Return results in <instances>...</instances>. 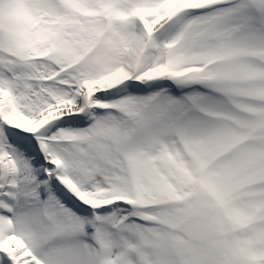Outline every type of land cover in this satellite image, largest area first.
Listing matches in <instances>:
<instances>
[{"label": "bare ground", "instance_id": "obj_1", "mask_svg": "<svg viewBox=\"0 0 264 264\" xmlns=\"http://www.w3.org/2000/svg\"><path fill=\"white\" fill-rule=\"evenodd\" d=\"M118 1L117 6L111 2L102 6L99 15L95 13L98 0H0V264H77L75 260L117 264L112 258L120 247L117 236L130 228L152 251L156 242L171 236L183 241L186 237L175 229L149 223L141 215L137 200H146L145 192L153 196L148 202L163 205L147 215L155 213L173 227L179 224L187 234V219L196 217L195 208L202 221L208 218L207 225L219 220L214 241L225 237L229 226L237 231L248 224L252 219L245 221L243 212L264 196V177L246 181L258 185L231 197L217 176L223 169V177L231 179L246 163L264 166V102L239 99L241 111H237L219 98L191 93L200 104V115L175 93V87L181 86L179 78L170 79L162 70L165 51L177 41L183 69L192 74L226 41L227 50L264 54V35L252 25L253 0H216L211 6L210 0ZM73 14L82 21L65 24ZM116 22L128 31L121 38L115 36ZM241 29L247 30L233 39ZM93 34L92 43L85 47ZM76 52H81L78 58L68 61ZM99 53L100 60L95 61ZM263 65L251 59L238 62L240 73L251 78L244 86L249 91L264 94ZM5 68L12 78L9 71L2 75ZM253 138L259 142L251 141L228 155L235 144ZM124 148L136 150L135 178L124 163L125 156H120ZM251 149H257V154L229 164ZM192 154L194 160L187 158ZM167 160L176 168H169ZM199 168L234 199L231 210L238 225L226 217L209 188L199 187ZM158 171L178 185L185 183L190 195L181 193L178 185L160 181ZM132 178L138 181L139 192L131 186ZM26 182L23 194L21 184ZM170 193L186 199L176 203ZM54 205L75 218L72 223L79 233L71 238L72 244L54 232L43 234L59 211ZM255 213L264 222V204ZM167 216L182 219L173 222ZM25 219L35 226L32 231L20 230L19 223ZM150 259L157 262L152 254Z\"/></svg>", "mask_w": 264, "mask_h": 264}, {"label": "rangeland", "instance_id": "obj_2", "mask_svg": "<svg viewBox=\"0 0 264 264\" xmlns=\"http://www.w3.org/2000/svg\"><path fill=\"white\" fill-rule=\"evenodd\" d=\"M103 1H105V0H98L99 11L98 12L96 11L95 12L96 14L101 15L100 11H101L102 6L104 7V6H106V4L108 5V4H110V2H111V4L113 3L116 6L121 4V2H119L118 0H116L115 2L108 0L105 3ZM139 5L145 6V3L141 2ZM24 12H26V11H23L22 13H24ZM92 14H94V13H92ZM61 15H65V14L62 13ZM72 16H74V17L72 18ZM72 16L70 19H68V21H65V24L71 23L69 21H72L75 23H79L82 21V19H77L75 14H73ZM127 22H129V21H127ZM39 23L40 22H38L37 24L39 25ZM115 32H116L115 36L117 38H121V34L123 35L124 32H128V31H127V29H125V26L122 23L116 22ZM94 37H95V34H93L91 36L90 40L87 42L85 47L88 48V46H90ZM66 38L67 37H65L62 40V43H65L67 41ZM111 42H112V40L110 41L109 45H111ZM45 47H46V45H44L43 49ZM80 54H81V52L74 53V55L71 58H69L68 61L75 60L76 58H78V56ZM96 54H97V52H96ZM100 56H101V54L99 53V55H96L94 57V60L99 61ZM84 64L86 65V62ZM84 64L82 66H84ZM32 67H31V69H32ZM5 69L2 70V72H1L2 75L3 74L5 75L7 73V71H9L8 68L6 70ZM81 70H82V68H81ZM8 75L11 78L14 76L12 74V72L10 73V71H9ZM30 83H32V81ZM39 88L40 87H38V90H39ZM175 116H177V115L175 114ZM170 124H172V122L168 124L169 127H170ZM167 129L168 128H166V130ZM165 132L167 133V131H165ZM170 143L172 144V142H170ZM171 144H169V145H171ZM262 146H264V143H263V145H261V147ZM160 149L161 148H159V150ZM256 150L255 149L249 150V152H247L245 155H241L240 157L235 158V160H233L229 164L235 165L236 163L240 164V163L245 162L246 159L250 158V156L248 154H250V153L253 155L257 154V153H255ZM173 151H174V154H178L177 156L181 155L180 152L177 151L176 149H174ZM182 157H184V155H182ZM187 158H191L192 160H194L193 154ZM161 159L163 160V158H161ZM161 159L158 160L160 165H161V161H162ZM261 159L264 160V156L261 157ZM205 160H207V159H205ZM205 160L198 163L197 166L194 165L193 170H195L196 167L201 166V164L203 162H205ZM172 162H173L172 160H167V162H165V163L169 166V168H171V167L176 168V166L172 165ZM246 164H247L246 166L239 168L236 171L235 175H233V177L231 179H227V178L223 177V173H220V170L222 172L223 169H220L218 171L219 174H217V176H218L219 180L225 186L224 187L225 191L230 193V195L234 193V189L238 185L243 184L249 180H256V179H261L264 177V166L259 167V165L252 166L250 163H246ZM176 165L179 166L178 164H176ZM181 167L182 166H179L180 171H181ZM29 169H30V173H31V178H33L35 176V173H33L34 171L31 168H29ZM158 176L160 178V181L161 180L166 181L165 182L166 184L168 183L169 185L170 184L178 185V181L176 182V181H171V179H167V176L165 174L163 175L161 172L158 173ZM184 179L186 181L188 180L190 182V180L186 176L184 177ZM27 181H29V180H27ZM179 184H180V182H179ZM180 185H178L179 191H181V193H183L185 195H190V192H187L185 190L186 184L181 183ZM26 186H27V182L21 184V188H22L21 193L24 194L27 191ZM105 188H106V186H105ZM106 189H107V192H109V188H106ZM110 191L113 192L112 190H110ZM188 200H190V198ZM261 203L264 204V196H261L260 200L255 205H252L251 209L243 212L242 215L244 216L245 221L253 218L255 211L257 212V210H259ZM35 205H37V204L35 203ZM36 207L37 206H35L34 208H36ZM53 207L58 208L59 211L57 212V215H55L56 218L54 217L55 221L54 220L50 221V223L48 224V227L46 226V228H44L45 230H44L43 234L45 235V233L47 234L48 232L50 234H51V232L52 233L53 232L54 233H61L62 236L68 237L65 240H67L69 244H72L70 241L71 238L75 237L74 234L79 233V230H77V228L74 226L75 223L74 222L72 223L73 219H75V218H72L66 210H64V209H62L56 205H54ZM186 207H184V208H186V209L191 208V206H188V205ZM184 208H183V210H184ZM193 211H195L197 213L196 217L193 218L191 221H190V219H187V222H189V228H190L188 230L189 231L188 232L189 238H184L183 241H179L181 239L175 238V236H173L170 239H167L168 241H166V242H164V241L159 242L158 241V242H156L157 245L153 251L151 249L147 248L148 243H146V241L144 239H137L138 238V236H136L137 234L131 228L126 233L118 235L117 240L119 242L118 244L120 247L115 249V251H113L112 258H113L114 262L117 264L118 263L119 264H177L178 257L182 256V257L186 258L190 264H248L249 260H251V259H256V260H255V262H251L249 264H264V222L263 221H261L260 223L255 225L253 227V230L248 232L247 235L245 234L244 236H242L240 238L236 235V233H234L235 230H233V228H231L229 226L228 229L226 230L225 237L221 238L218 241H214V237H218V235H217L218 232L215 229H218L220 221L216 219L211 224L207 225L206 220L208 218H204L205 220L202 221L201 220L202 217L200 216V213H199L200 210L195 208ZM250 212L253 213L252 217L250 216V214H251ZM42 216L45 217L44 214ZM182 216H183V214H182ZM167 217L173 222H178L179 220L182 219V218H177V219L170 218V216H167ZM40 221L42 222L41 224L43 226V223H44L43 220L40 219ZM19 224L21 226V229L19 228L21 231H23V230L30 231L31 228H35L34 225L28 224L27 219L20 221ZM112 224H111V227H112ZM190 224H195V225L197 224V227H195V228L190 227ZM234 235H235V237H237L235 241L232 238V237H234ZM38 237H39V235H38ZM176 239H178V240H176ZM120 241L122 242L121 244H120ZM179 242H180V244H178ZM243 242L249 243V245H251V246L245 247L243 245ZM37 245H39V244H37ZM71 247L75 248V245H72ZM79 249H80V247H79ZM81 250H84V249L81 248ZM148 254H149V256H148ZM151 254L157 258L156 263H154L150 259ZM259 255L263 256V257L258 258ZM75 262L78 264V260L77 261L75 260Z\"/></svg>", "mask_w": 264, "mask_h": 264}]
</instances>
